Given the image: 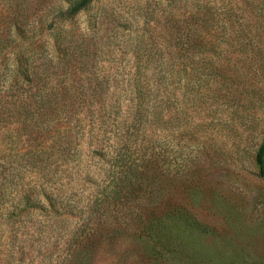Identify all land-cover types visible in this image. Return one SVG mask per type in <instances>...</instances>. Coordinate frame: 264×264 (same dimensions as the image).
<instances>
[{
  "label": "rangeland",
  "instance_id": "374dc122",
  "mask_svg": "<svg viewBox=\"0 0 264 264\" xmlns=\"http://www.w3.org/2000/svg\"><path fill=\"white\" fill-rule=\"evenodd\" d=\"M0 0V264H264V0Z\"/></svg>",
  "mask_w": 264,
  "mask_h": 264
},
{
  "label": "trees",
  "instance_id": "16d2710c",
  "mask_svg": "<svg viewBox=\"0 0 264 264\" xmlns=\"http://www.w3.org/2000/svg\"><path fill=\"white\" fill-rule=\"evenodd\" d=\"M85 0H79L75 2V5L73 6L74 10H78L80 7H82L85 4ZM255 163L258 168V173L261 177L264 178V139L261 141L259 146L257 147L255 151Z\"/></svg>",
  "mask_w": 264,
  "mask_h": 264
}]
</instances>
